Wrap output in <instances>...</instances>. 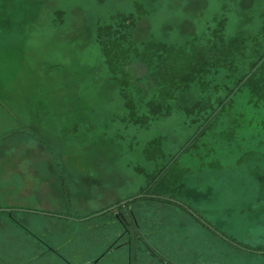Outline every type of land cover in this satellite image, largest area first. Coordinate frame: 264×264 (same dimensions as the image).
Segmentation results:
<instances>
[{"label":"rangeland","instance_id":"1","mask_svg":"<svg viewBox=\"0 0 264 264\" xmlns=\"http://www.w3.org/2000/svg\"><path fill=\"white\" fill-rule=\"evenodd\" d=\"M131 15L137 19L132 32L139 46L151 40L202 43L220 22L227 40L243 36L250 49L264 44V0H0V179L5 186L11 169L14 178L19 170V186L2 188L0 200L19 203L22 211L15 216L31 220L34 203L102 205L136 198L151 187L150 194L167 199L219 198L231 220L264 217V130L259 126L264 108L238 125L230 116L215 120L177 169L155 182L202 123L184 106L205 100L224 81L212 78L206 94L192 90L170 117L148 126L134 123L97 42L99 26ZM128 71L146 86L148 70L139 60L133 59ZM146 149L163 159L149 160ZM208 209L210 216L219 214V207ZM228 227L242 241L257 230L254 223ZM30 258L31 253L23 254L20 261Z\"/></svg>","mask_w":264,"mask_h":264},{"label":"flooded vegetation","instance_id":"2","mask_svg":"<svg viewBox=\"0 0 264 264\" xmlns=\"http://www.w3.org/2000/svg\"><path fill=\"white\" fill-rule=\"evenodd\" d=\"M150 192L102 205L34 203L31 220L15 216L19 207L0 208V264H264V217L231 220L219 198L193 203ZM211 207L219 214L208 215ZM250 223L257 230L246 241L227 231Z\"/></svg>","mask_w":264,"mask_h":264},{"label":"trees","instance_id":"3","mask_svg":"<svg viewBox=\"0 0 264 264\" xmlns=\"http://www.w3.org/2000/svg\"><path fill=\"white\" fill-rule=\"evenodd\" d=\"M118 18L112 17L110 22L99 26L97 42L108 73L118 85L134 123L148 126L155 119L170 117L175 104L186 101V95L192 90L199 89L206 94L212 88V78L221 77L224 81V84L214 86V91L205 100L184 106L190 114L197 112L202 123L179 157L164 164L161 176L155 182L163 181L177 169L180 158L194 149L215 120L230 116L233 124L238 125L239 121L254 119L255 113L264 108V44L258 43L250 49L243 36L227 40L225 25L220 22L202 43L172 45L151 40L139 46L134 42L132 32L136 17ZM133 59L147 68V87H140L143 80L130 78L128 66ZM221 91H225V96ZM242 108L248 109L242 111ZM248 111L254 114L250 116ZM263 122L259 126L264 130ZM146 151L151 161L163 159V156L151 157L150 149ZM184 176L178 180H183Z\"/></svg>","mask_w":264,"mask_h":264},{"label":"crops","instance_id":"4","mask_svg":"<svg viewBox=\"0 0 264 264\" xmlns=\"http://www.w3.org/2000/svg\"><path fill=\"white\" fill-rule=\"evenodd\" d=\"M14 168L11 169V178L9 177V174H8V177H9V180L7 181L6 185L4 184V180L3 179H0V192L3 191L2 188H9V187H14L17 188L19 186V170L17 169L16 172H15V178H14ZM18 190V189H17ZM21 203V202H20ZM19 207V203H15L13 202V200H0V208H4V209H7V208H18ZM26 207H29L28 205H23V208H26ZM21 208V207H19ZM31 208V207H29Z\"/></svg>","mask_w":264,"mask_h":264}]
</instances>
